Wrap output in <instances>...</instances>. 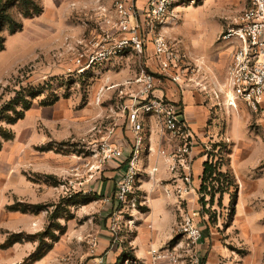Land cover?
<instances>
[{"label": "rangeland", "instance_id": "obj_1", "mask_svg": "<svg viewBox=\"0 0 264 264\" xmlns=\"http://www.w3.org/2000/svg\"><path fill=\"white\" fill-rule=\"evenodd\" d=\"M150 1L143 3L147 7ZM202 1L197 0L193 6H178L163 24H154L151 32L143 26L144 49L140 55L131 49L117 52L120 36L114 28V0H3L0 264H5L3 250L33 242L36 251L30 252V257L23 255L24 247L15 253L25 258L18 257L17 264H34L55 244H58V261L54 264H71V257L74 264L78 263L77 254L91 240L86 235L89 229L86 232L83 229L97 223L102 208L97 202L98 195L87 187L86 181L94 180L90 176L98 162L96 155L108 137L113 141L114 132L131 136V141L126 138L130 148L124 167L131 157L134 139L128 122L129 111L124 112V108L132 103L131 94L140 88L133 83L140 77V69L152 72L155 68L157 72L152 56L155 35L163 34L171 48L185 58L190 72L194 71L195 77L190 75L193 81L205 80L208 90L201 94L210 98L209 77L221 82L235 51L234 45L223 41L222 36L235 28L234 20L248 6V0H207L210 6H204L207 2ZM145 9L139 11L141 23L146 17ZM206 16L213 24L222 26L223 31L214 44L203 46L195 24ZM220 43L225 46L217 51ZM102 51L108 56L91 63ZM194 58L201 59L200 65L194 63ZM221 115L207 123L206 136L198 142L211 170L204 176L203 164L196 202L189 205L184 202L185 208L177 202L181 215L174 235L178 237L176 230L183 213L191 211L195 213L194 223L201 230L203 240H214L207 251L217 256V264H264V184L254 186L250 179L259 174L258 179L264 183V160L250 172L238 171L242 181L253 185L242 187L227 169L230 145L223 138L233 116ZM148 117L142 133L144 141L134 163L136 184L130 194L138 200L136 213L148 203L146 198L137 197L140 180H153L157 174L155 165L162 158L173 163L178 160L174 153L163 151L167 135L161 122L154 116ZM256 124L253 116L247 126L256 131ZM191 141L193 170L195 144ZM175 145L181 146L178 142ZM241 159L235 162L239 170ZM125 172L124 168L122 176ZM114 220L115 238L120 229L117 217ZM132 221L135 224L134 217ZM95 245L93 242L92 247ZM67 247H75V251L69 252ZM200 254L204 264L208 253Z\"/></svg>", "mask_w": 264, "mask_h": 264}, {"label": "built area", "instance_id": "obj_2", "mask_svg": "<svg viewBox=\"0 0 264 264\" xmlns=\"http://www.w3.org/2000/svg\"><path fill=\"white\" fill-rule=\"evenodd\" d=\"M136 1L114 0V28L120 36L116 47L118 53L131 49L137 54H143V26L151 32L154 24H163L166 17L173 14L175 8H179L178 6H193L197 2V0H151L145 9L146 17L141 23ZM234 24L235 28L222 36L223 41H230L235 47L231 64L221 82L209 77L212 88L208 94L217 107L236 109L238 104L242 103L252 113L259 114L264 103V0H248V6L234 20ZM152 40L154 48L152 56L157 65V72H148L143 67L140 69V77L133 82L139 84L140 88L138 92L131 94L132 103L124 108V112L127 109L129 111L128 122L134 140L131 157L124 167L126 172L117 182L114 192V202L118 213L113 216L111 224L113 232L117 226L114 219L117 217L119 220V213L131 216L137 207V198L130 197V194L136 184L137 170L134 163L144 141L142 133L146 117H156L161 122L164 134L170 140L181 144L175 149L174 154L178 160L177 163L173 160L175 163L172 168L174 171L178 164L186 174L182 185L176 184L173 188L178 201L185 202L187 195L193 192L191 132L181 119L176 106L163 98L154 97L153 93L165 80L174 84L180 92H183L184 87L190 84L200 92H207L208 84L205 80L200 81L197 78L193 81L190 78L194 71L190 72L188 64L184 61L185 58L171 48L163 34L158 33ZM107 56L106 52H99L96 57L92 58L91 63H94L95 59ZM109 138L99 148V153L96 155L98 162L93 170L91 169L94 172L90 178H93L94 173L100 171L106 163L123 157V151L111 143ZM162 154L165 155V152ZM165 193L170 195L172 192L167 189ZM182 219V223L176 230L178 237L162 250H151L153 264H203L199 251L203 234L194 223L195 213L184 212ZM128 224L132 226L133 221H129ZM131 263L129 260L124 262V264ZM101 264L107 263L102 262Z\"/></svg>", "mask_w": 264, "mask_h": 264}, {"label": "crops", "instance_id": "obj_3", "mask_svg": "<svg viewBox=\"0 0 264 264\" xmlns=\"http://www.w3.org/2000/svg\"><path fill=\"white\" fill-rule=\"evenodd\" d=\"M202 2L205 4L207 0H203ZM136 6L138 12L146 8L143 0H137ZM204 6H210V4L207 2ZM195 26L198 27L200 40L203 46L214 44L219 34L223 31L222 26L218 27L216 23L213 24V21L208 18V16L198 21ZM196 43L197 42H195V44ZM224 46L225 43H220L216 50L219 51L223 49ZM195 60L194 58V63L198 62L197 64H199L201 59ZM147 67L150 68L151 65L147 64ZM153 69L151 71L155 73L156 70L155 68ZM153 96L163 98L176 106L181 115V119L190 129L195 144L193 155L194 167L191 174L193 192L188 194L185 198V202H188L187 205L197 201L196 190H198L199 187L198 181H200L203 164L206 161L205 155L203 154L204 151L200 149L198 142H201L206 136L205 127L207 123L217 119L219 114L224 116L229 113L233 116V118L230 117L229 127L223 135V138H225L230 145L229 155L231 158L227 169L239 180L242 187L264 184L261 183L263 182L261 179H258L259 174H254L252 178H250L254 181L252 185L249 182L242 181L241 175L238 173V171L250 172L264 160V103L262 104L261 113L259 115L252 114L242 103H239L236 109L220 108L216 106L211 98L204 97L194 85H186L183 92H180L177 87L168 80L163 81V84L153 93ZM253 116L256 118V126L258 128L256 131L250 130L247 126L250 118ZM244 121L246 122L244 123ZM130 137L131 136L123 135L122 133L120 134L118 131H116V133L114 132L112 137L113 141L111 142L123 151V157L109 162L98 173L95 172L93 175L94 180L90 181L89 179L86 181L87 187L98 195L97 202L100 203L99 205H102L100 206L102 208L96 219L97 223L91 228L83 229L85 232L89 229L86 235L88 234L91 240H89L90 242L88 241V247L77 254L78 258L76 260L78 263L76 264H101L102 262H106L107 264H124L127 260L131 261V264H153L150 253L151 250H162L175 239L174 229L178 217L181 215V207L177 204L178 199L175 192H173V188L176 184L182 185L186 174L182 172L179 165H176L177 168L173 171L172 168L174 163L172 160L164 158L165 161H163L164 159L162 158V161L155 165L157 168L156 177L150 181L142 177L143 180H140L138 186L137 197L139 200L146 198L148 200L147 206L141 208V211L137 213L134 212L131 216L129 214L121 215L119 213L118 222L120 230L117 234L119 241H114L111 224L113 222V216L118 213V208L114 202V192L116 184L123 173L126 155L130 148ZM126 138H128L129 141ZM164 144L163 151L167 153L175 152L177 146L168 136L164 137ZM239 157L242 158L239 164L242 165L240 170L235 163L236 159ZM167 189L172 192L170 195L165 193ZM184 206L185 204H183L182 208H185ZM133 217L135 224L131 226L128 222L132 221ZM26 230L27 229H24V231ZM28 230L32 231V228L28 227ZM205 235L204 232V237ZM65 239H67V237ZM213 241L212 238H204L203 243L200 245V252L204 255L208 253L204 264H217V262H215L217 256H213L212 253L207 251L209 243H213ZM93 242L96 243L94 247H92ZM16 246L18 248H15ZM21 247H24L23 255L25 257H30L32 251L33 253L36 251L35 242L27 243L26 245H15L12 248L2 251L3 263L17 264L20 260H24L25 258L23 259V256H18L20 258L19 260L15 254L20 251ZM74 249L75 247H67L69 252L75 251ZM57 250L58 244H55L42 259L37 260L34 264H54L58 261ZM70 260L72 261L71 264H74L72 257Z\"/></svg>", "mask_w": 264, "mask_h": 264}, {"label": "trees", "instance_id": "obj_4", "mask_svg": "<svg viewBox=\"0 0 264 264\" xmlns=\"http://www.w3.org/2000/svg\"><path fill=\"white\" fill-rule=\"evenodd\" d=\"M2 4H3V0H0V10H2L3 9V7L4 6H2ZM0 49L1 50H3V46H1L0 47ZM210 170H211V168H210V166L208 165V163H205L204 164V172H203V175L204 176H206L209 172H210ZM204 179V177L202 178V180ZM202 189V188H201ZM201 189H200V191H201ZM40 258H38L37 260H39Z\"/></svg>", "mask_w": 264, "mask_h": 264}]
</instances>
